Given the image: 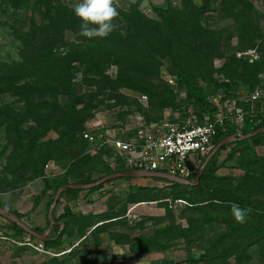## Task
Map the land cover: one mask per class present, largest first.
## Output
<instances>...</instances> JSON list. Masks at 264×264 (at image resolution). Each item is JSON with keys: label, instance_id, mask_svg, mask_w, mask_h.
Instances as JSON below:
<instances>
[{"label": "rangeland", "instance_id": "374dc122", "mask_svg": "<svg viewBox=\"0 0 264 264\" xmlns=\"http://www.w3.org/2000/svg\"><path fill=\"white\" fill-rule=\"evenodd\" d=\"M46 1L48 0H0V104H9L20 113L26 142L35 146L38 159L44 165L43 172L37 175L25 162L18 161L13 150V141L1 123L0 202L6 208L15 211L19 209L24 223L42 230L48 227L46 203L53 191L44 190V179L62 180L71 158L69 156L44 160L43 154L49 140H61L64 152L78 156L85 153L95 155L101 148L95 147L96 144L90 140H87L84 146L71 142L72 146L69 147L68 142L73 140V134L70 135L62 126L48 124L44 128L36 114H29L30 109L33 110L30 106L40 102L39 98H44L49 103L56 101L60 105L73 100L78 109L85 108L86 114L81 115L78 121L83 137L84 132L95 131L118 135L123 129L131 127L129 125L134 123L132 120L135 119V114H141L143 111L146 113L144 118L148 124L158 123L164 118L176 119L183 112H187L186 118L198 121L184 86L172 72L174 67L168 56H162L158 75L150 79L153 83L164 82L168 85L177 99L185 104L180 108H160L146 94L142 97L141 94L144 93L136 89L124 86L113 89L111 84L98 83L93 80V72H87L82 58L76 56L70 63L74 66L70 83L72 93L62 89L57 92L52 89L51 94H43L41 90L33 94L34 96L28 93L30 86H39V83H35L32 76L17 78L4 65L13 60H26L37 52L30 46L29 41L24 43L22 37H30L28 31L34 29L31 33L35 35V42L45 35L49 39H56L60 53L70 50L71 44L82 41L76 20L78 17L67 12L79 0H50V5L57 6L61 11V17L65 13L64 21L58 16L53 22L48 14V3H43ZM114 5L119 15L113 23L117 25L115 29L122 34L125 33L126 27L122 12L129 11L131 5H136L145 16L164 28L168 34H173L174 22L176 25L179 20L190 22L187 27L189 31L184 34L190 41L196 42L198 35L212 30L217 34L214 38L219 45L218 50L208 55L215 76L224 75L219 68L229 53L245 58L252 48L256 52L254 60L264 54V0H114ZM245 17H251V22L256 26V34H253L250 40L246 34V30L250 29H246L245 23L242 22ZM195 18L197 24L193 25ZM50 24L54 28L49 29ZM39 27L45 30L42 31ZM176 37L174 35V38ZM154 38L161 39L160 36ZM198 47L201 51L206 49L202 45ZM121 65L124 66L122 63ZM119 66L120 63L110 60L104 65V72L109 77H115L119 73ZM259 75L262 79L256 86L262 88L264 71ZM168 78L173 81L169 82ZM211 99L217 102V96L212 95ZM248 143L250 144L251 140H248ZM251 149L254 154L264 156V142L253 145ZM98 154L101 157L100 162L93 166L88 164L85 173L96 175L95 170L103 169L106 165L111 168L123 165L122 156L109 146L106 151ZM225 154L222 150L218 157L221 164L217 174L239 175L242 170L237 165L238 161L235 158L224 159ZM134 184L144 188H132ZM178 190L179 188L171 182L156 177H120L94 191L82 189L75 195H64L65 198L60 199L54 210L55 215L65 214L64 218L68 221V229L62 235L60 244L62 250L56 252L57 248L53 246L44 247L45 251H39L25 240L37 242L29 233L15 232L13 227L2 224L0 233H6L9 238H0V264H53L50 257L55 254L58 255L57 264H264V242L244 247L242 250L246 241H241L240 249L234 250L238 245L223 240L221 248L215 252L230 253L226 260L220 257L213 260L206 258L204 253L208 251L210 235H201L209 228V224L202 226L206 228L203 232L197 230L195 233L185 234L186 229L192 227L190 221H195L193 227L199 226L201 218L195 213L191 217L182 213L179 208L186 204V201L174 198V193ZM37 197L39 200L33 204ZM68 200H72V208L67 204ZM65 207H69L67 213ZM96 219L99 221L96 222ZM91 222L103 223L92 230L93 226L89 225ZM212 225L219 227L218 223ZM50 233H53L52 228L48 231V234ZM143 238L150 242L149 246L144 245ZM157 240L165 243L167 247H160V244L156 243ZM231 246L233 252L230 251Z\"/></svg>", "mask_w": 264, "mask_h": 264}, {"label": "trees", "instance_id": "16d2710c", "mask_svg": "<svg viewBox=\"0 0 264 264\" xmlns=\"http://www.w3.org/2000/svg\"><path fill=\"white\" fill-rule=\"evenodd\" d=\"M49 2L50 0L43 3H48V14L50 15L51 21H56L58 16L64 21L65 13L61 17V11L58 7L50 5ZM67 12L73 13L70 8ZM122 14L126 22L124 34L118 29H115L106 38L97 37L89 39L80 36L82 39L80 43L71 44L70 50L61 53L57 50L58 41L56 39H49L45 35L43 37L40 36L37 39L38 41L35 42V35L31 33L34 30L32 28L31 31H28L30 37L26 35V37L24 36L22 38H24V43L29 41L30 46L37 52L26 60H13L4 65L17 78L32 76L35 79L34 82L39 83V86L32 85L28 88L30 91L28 93L32 94V96L40 90L43 91V94L44 92L51 94L53 92L52 89H55L56 92L58 89H62L63 91L72 93L70 83L74 66L70 65V63L74 60L73 58L75 56L81 57L87 66V72H93L91 74L94 75V81L111 84L113 89H117L120 86L136 89L146 94L157 107L176 109L180 108L184 103L177 99L174 91L164 82L153 83L150 79L158 75L162 56H168L172 60L171 64L174 67V71L172 72L175 73L178 81L184 86L190 100V105L198 116V121H202L205 115L213 118L216 111L219 110V103L226 97L239 96L243 92L251 91L261 82L262 77L259 73L264 71V54H261L255 60H249L246 56L245 58H239L234 53H229L226 56L224 64L219 68L224 74V77L215 76L213 74L214 68L208 55L212 54L214 50H218L219 45L217 44V39L215 40L214 38V35L217 34H214L212 30H209L206 34L198 35V41L195 42L193 40L190 41L184 35L189 31L187 27L190 22L187 23L184 20H179L178 25L174 22L175 28L173 29V34H168L164 28L156 25V23L145 16L136 5H131L130 10L122 12ZM192 18L194 19V16ZM76 20H78L80 27L81 20L79 18H76ZM251 20V17H245L242 21L245 23V28L251 30H246L248 40L252 38L253 34H256L254 32L256 26ZM196 24L197 20L195 18L193 25ZM198 27L201 28L200 25ZM50 28L54 27L50 24ZM39 29L42 31L45 30L42 27H39ZM193 33H195L194 30ZM174 35L177 37L174 38ZM153 36H160L161 39L155 40ZM197 44L204 46L206 49L201 51ZM110 60L120 63L119 73L115 77H109L104 72V65ZM261 86L264 94V79ZM212 95L219 97L218 102L212 101ZM39 100L40 102L36 105L30 106L33 110L30 109L29 114H36V118L44 128L48 124L62 126L70 135L73 134V140L68 142L69 147L72 146L71 142L84 146L88 139L82 136L78 121L81 115L86 114L87 110L85 108L78 109L73 100L68 104L62 105L56 101L55 103H49L44 98H39ZM238 104L247 110L243 116L242 123L240 125L236 124L231 115L226 114L223 121L216 126V133L213 136L214 145L219 139L227 135L238 136L264 126V116L258 110L259 107H264V96L254 103V109L252 111L249 101L238 99ZM141 114L145 116L146 113L143 111ZM186 116L187 112H183L176 119H172L171 117L168 119L180 121L181 119H186ZM21 120L20 113L14 107L9 104H0V124L2 123L4 125L5 130L13 141V150L18 158L17 160L23 163L25 162V165L33 173L37 175L41 174L44 165L38 159L37 152L34 149L35 146L26 142L25 129L22 124L23 120ZM263 139L264 131L246 138H237L234 141L221 145L207 161L197 184L172 182L165 178L156 177L169 181L172 185L179 188L174 193V198H180L186 201V204L179 208L182 213L188 217H191L195 213L201 218V224L199 226L193 227L195 221H190L193 228L189 227L186 229L185 234L195 233L197 230L203 232L206 228L204 229L202 226L209 224V228L201 235H210L208 239L209 245L207 246L208 251L204 253V256L208 259L213 260L220 257L226 260L227 255L230 253L224 252L221 254L215 252L221 248L223 240H229L238 245L234 250L240 249L239 245L241 244L239 242L241 241H246L245 246L241 248L242 250L244 247L246 248L253 244L264 242V156L254 154L251 149L253 145L263 143ZM248 140H251L250 144ZM60 142L61 140L58 139L55 141L49 140L43 154L44 160L46 158L57 159L59 157H71L62 175V180L44 179V190H53L50 199L46 203L47 210L56 189L62 184L88 183L108 173L129 169L124 164L116 168H111L106 165L103 169H96V175L91 174V172L85 173L84 170L89 167L88 164L93 166L100 162L101 157L98 153L106 151L107 145L102 144L99 146V149H101L95 155L91 156L85 153L82 156H78L75 153L68 154L64 152L65 148H63ZM222 150L226 153L224 159L235 158L238 161L237 165L242 170L239 175L217 174L216 171L221 164V162H218V157ZM205 156L202 157V161ZM196 172L186 178L192 180ZM112 180L108 179L86 188L64 189L60 193L52 210L54 220L56 222L64 221V226L60 228L59 223L53 224L51 227L53 233H47L44 239L37 238L33 235H30V237L43 242L46 248L55 246L57 248L56 252H60L62 250L60 248L62 235L68 229V221L64 218L65 214L55 215L54 213L61 197L67 194L75 195L82 189L94 191ZM132 188L140 189L144 187L134 184ZM38 200L39 198L37 197L34 204ZM233 203L239 205L241 208L251 209L245 223H237L231 216L230 206ZM0 206L4 205L0 202ZM65 208L67 210L65 213H67L69 207ZM12 211L17 213L18 218H21L19 212ZM46 218L49 224L48 215ZM6 220L8 227H13L15 232H26L15 221ZM98 221L96 219V222ZM96 222L89 224L93 226L92 230L103 223ZM213 223H218L219 227L215 228L212 225ZM32 228L37 231H43L37 227ZM165 230L167 229H163V231ZM143 240L145 241L144 245L149 246L148 244L150 242L146 238H143ZM156 243L160 244L162 248L167 247L165 243H160V240H157ZM232 248L233 246H231V252L234 251ZM57 256V254L52 255L50 262L57 264ZM161 264H168V262Z\"/></svg>", "mask_w": 264, "mask_h": 264}, {"label": "built area", "instance_id": "2783aa9c", "mask_svg": "<svg viewBox=\"0 0 264 264\" xmlns=\"http://www.w3.org/2000/svg\"><path fill=\"white\" fill-rule=\"evenodd\" d=\"M248 59L256 57L255 49H249ZM172 82V78H168ZM145 97V94H141ZM264 96L262 88L256 86L251 91L243 92L239 96L226 97L219 103V110L213 118L204 116L202 121H191L190 118L172 121L168 118L158 123L148 124L140 113L134 115L131 127L120 131L118 135H111L106 131L84 132L83 135L90 142L99 147L102 144L122 156L124 166L128 168L151 169L169 174L187 177L198 171L202 164V157L207 155L213 147V136L216 126L223 121L226 114L231 115L236 124H241L246 111L238 104V99L249 101L251 111L254 103ZM217 97V102H218ZM264 116V107L258 108ZM6 218L0 216V225ZM0 238H5L0 233ZM29 244L39 251H45L41 241Z\"/></svg>", "mask_w": 264, "mask_h": 264}, {"label": "water", "instance_id": "95a60500", "mask_svg": "<svg viewBox=\"0 0 264 264\" xmlns=\"http://www.w3.org/2000/svg\"><path fill=\"white\" fill-rule=\"evenodd\" d=\"M262 131H264V126L259 127L257 129H254V130H251L249 132L240 134L238 136L227 135V136L219 139L215 143V145H213V147L209 151V153H207V155L205 156L204 160L202 161L200 168L198 169L195 177L192 180H189L185 177H181V176L169 174L166 172H162V171H156V170H151V169L129 168V169L121 170V171H114V172L108 173V174L96 179L95 181L88 182V183H64L56 189V191L53 195L52 201H51V203L48 207V211H47L49 224H48L47 229H45L43 231H37V230L33 229L32 227H30L29 225L24 223L21 218H18L16 212L7 209L4 206H0V216L4 217L6 219H9V220L15 221L18 225H20L30 235H33V236L40 238V239H44L46 237L48 231L53 226V224L59 223L60 228H62L64 226V221L61 220L59 222H56L54 220L53 215H52V210H53V207L55 206V204L57 202V199H58L60 193L66 188H86V187L94 186L98 183L104 182L108 179H116V178H120V177H160V178L168 179L172 182H179V183H184V184H197L199 181V178L202 174L203 168L205 167L207 161L216 152V150L220 148L221 145L229 143L231 141H234L237 138H246V137L252 136V135L259 133V132H262Z\"/></svg>", "mask_w": 264, "mask_h": 264}, {"label": "clouds", "instance_id": "9594fccd", "mask_svg": "<svg viewBox=\"0 0 264 264\" xmlns=\"http://www.w3.org/2000/svg\"><path fill=\"white\" fill-rule=\"evenodd\" d=\"M72 11L81 20L79 35L83 37L106 38L117 27L113 21L119 12L114 0H79ZM250 211L251 209L241 208L235 203L230 206L231 216L240 224L246 222Z\"/></svg>", "mask_w": 264, "mask_h": 264}, {"label": "crops", "instance_id": "0c3cea01", "mask_svg": "<svg viewBox=\"0 0 264 264\" xmlns=\"http://www.w3.org/2000/svg\"><path fill=\"white\" fill-rule=\"evenodd\" d=\"M218 169H219V168H218ZM218 169H217V170H218ZM216 172H217V171H216ZM63 196H64V195H63ZM63 196L61 197V199H62V198H63V199L65 198V197H63ZM72 199H73V198H72ZM33 204H34V203H33ZM67 204L69 205L70 208H72V204H73V203H72V200H68V201H67ZM40 206H41V205H40ZM16 211H17V212H18V211L20 212L19 209H17ZM5 222H6V221L3 222V225L6 226L7 222H6V223H5ZM7 226H8V225H7ZM7 226H6V227H7ZM1 234L4 235L5 238H9L8 235H7L6 233H5V234H4V233H1ZM5 238H1V239H5ZM25 240H26V239H25ZM1 242H2V240H0V243H1ZM24 242H26V241H24ZM22 243H23V242H22ZM30 245H31V244H30ZM31 246H32V245H31Z\"/></svg>", "mask_w": 264, "mask_h": 264}]
</instances>
